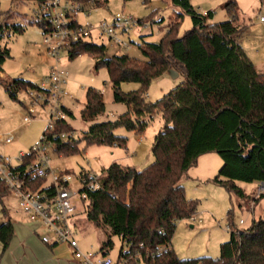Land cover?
<instances>
[{
    "label": "trees",
    "instance_id": "obj_1",
    "mask_svg": "<svg viewBox=\"0 0 264 264\" xmlns=\"http://www.w3.org/2000/svg\"><path fill=\"white\" fill-rule=\"evenodd\" d=\"M141 2L148 6L150 0ZM170 3L175 19L158 42L138 44L144 60L127 54L106 56L103 44L84 39L70 43L69 58L87 53L95 68L105 67L112 83L136 82L139 86L129 91L115 87L114 100L124 103L127 110L114 119L98 120L105 104L101 92H92L80 115L88 123L81 139L72 137L73 129L65 119L55 122L49 139L53 150L64 155L79 152V141L85 146L126 147L127 136L117 134L116 129L141 134L159 113L163 124L151 148L153 161L142 169L112 162L102 170L101 187L86 193V218L104 235L101 254H107L113 246L112 236H118L122 243L118 264H264V211L250 226L239 228L229 209V236L220 243L217 257L180 258L171 246L177 221L191 218L197 211L198 202L186 197L182 179L200 155H220L222 165L210 181L224 186L230 197L232 193L240 200L248 196L237 181L264 184V73L238 41L242 27L235 0L224 3L229 18L221 22H208L212 12L199 11L191 0ZM96 4L102 2L96 0ZM185 15L192 26L179 35ZM37 22L44 32L46 21ZM23 28L20 23L0 22V37L6 30L20 32ZM9 56L6 47L0 48V71ZM170 69L181 74L183 81L159 99L147 101L144 94L151 81ZM0 84L12 99L20 91H44L39 84L19 77L0 76ZM60 133L67 137L60 138ZM26 161L27 157L19 168ZM40 184L41 180L29 183L32 189ZM8 193L0 178V200ZM2 210L0 243L4 251L13 226Z\"/></svg>",
    "mask_w": 264,
    "mask_h": 264
},
{
    "label": "rangeland",
    "instance_id": "obj_2",
    "mask_svg": "<svg viewBox=\"0 0 264 264\" xmlns=\"http://www.w3.org/2000/svg\"><path fill=\"white\" fill-rule=\"evenodd\" d=\"M100 1L102 4L91 7L90 15L87 17L80 15L79 20L81 22L87 20L94 27L103 20L112 23L117 13L131 15L136 20L134 25L122 33L117 30L125 43L124 46L115 44L106 36H99L94 28L87 40L103 44L106 48V56L127 54L144 60L145 57L138 44H142L143 40L158 42L168 24L175 19L170 0H150L148 6H145L141 0ZM226 1L228 0H191L193 6L199 11L212 12L207 18L208 22H221L229 18L228 12L223 7ZM235 1L239 15L238 23L242 27L238 41L258 70L264 73V23L259 20V17L264 15V0ZM38 3L39 0L17 2L0 0V22L20 23L24 27L20 32L6 30L0 37V48L6 47L10 53L2 64L0 76L19 77L40 84L54 64V60L46 52L43 28L37 22ZM137 20L142 22L139 23ZM191 26V18L187 15L183 16L178 27V34L182 35ZM57 65L67 72L66 83L63 85L67 94L61 98L60 106L65 109V120L73 129L70 133L76 140H80L82 132L87 129L88 123L84 122L80 115L92 92H101L105 104V111L98 120L114 119L127 110L124 103L114 100L115 87L117 86V89L121 91H129L139 86L136 82L112 83L105 67L95 68L93 59L87 53L69 58L67 53L62 51ZM183 79L181 74L175 78L168 72L163 74L151 81L144 94L145 99L147 101L159 99L180 84ZM30 93V91H20L17 98L12 99L0 84V136L13 137L9 143L0 139V155L2 156L14 158L19 152H28L40 140L42 132L47 128L49 105L33 104L34 95ZM31 106L34 107L35 113L31 120L26 122L23 117ZM162 124L161 115L156 113L141 134L127 131L123 127L117 128V134L127 136L126 147L97 144L85 146L84 142L79 141L80 151L68 155L57 153L52 148L49 151L51 165L57 169L68 170L72 175H78L84 170L102 175V168H106L112 162L142 169L154 159L151 148ZM70 133L67 132L71 135ZM205 155L201 162H196L187 170V175L197 172L199 178L184 181L186 197L197 200L198 207L191 218L177 221L171 244L180 258L204 255L217 257L220 243L227 240L229 236L227 228L229 209L233 210V221L239 228L250 226L252 220L259 218L264 211V196L256 201L252 199L257 193L260 182L237 181V185L248 196L240 200L232 193L230 197L224 186L212 183L203 174H207L213 160H216L217 165L215 173L218 172L222 165L220 155L215 152ZM85 204L82 202L77 204L79 210L75 223L77 239L81 250L96 252L94 259H97L103 256L99 249L104 235L87 220L84 213ZM3 208L9 213L24 216L18 204V198L12 193L6 194L0 200V219ZM240 219L244 221L242 224L238 223ZM112 241L113 246L106 255L116 261L122 243L118 236H112ZM58 253L62 261L68 259L66 249L59 250Z\"/></svg>",
    "mask_w": 264,
    "mask_h": 264
},
{
    "label": "built area",
    "instance_id": "obj_3",
    "mask_svg": "<svg viewBox=\"0 0 264 264\" xmlns=\"http://www.w3.org/2000/svg\"><path fill=\"white\" fill-rule=\"evenodd\" d=\"M95 4L96 0H39L36 18L38 21H46L44 42L47 55L54 60V64L39 84L44 91L39 94L30 91V94L34 95L33 104L49 105V119L40 140L28 152H19L14 158L0 155V178L8 191L18 198V204L27 215L31 229L43 230L39 234L41 242L66 245L80 264H118L107 255L94 259L96 252L82 251L77 239V204L84 203L88 191L101 187L102 175H96L89 170L72 175L68 170L54 168L49 156V151L53 148L49 133L53 131L55 122L65 119L66 116L60 101L67 94L63 89L67 72L57 65L60 53L66 52L73 41L87 40L94 28L99 36H106L115 44L124 46L120 33L136 23L131 15L119 13L114 15L112 23L103 20L96 27L87 20L81 22L78 17L90 15L91 7ZM259 20L264 22V15ZM34 113V107H29L23 120L30 121ZM59 136L65 139L67 134L60 133ZM0 139L9 143L13 137L0 136ZM26 157L28 161L23 168H19ZM37 180H41L40 186L32 189L29 183ZM263 192L264 184L260 183L257 194ZM243 222L240 219L238 223Z\"/></svg>",
    "mask_w": 264,
    "mask_h": 264
},
{
    "label": "crops",
    "instance_id": "obj_4",
    "mask_svg": "<svg viewBox=\"0 0 264 264\" xmlns=\"http://www.w3.org/2000/svg\"><path fill=\"white\" fill-rule=\"evenodd\" d=\"M1 77L4 76L1 75ZM210 153H205V154H210ZM205 154H202L197 158V163L203 160L204 158L203 156ZM215 165H216V160H213V164L211 165V168L207 170V174L203 173L205 175L204 177L210 179L211 177L217 174V172L215 173L217 165L216 166ZM103 169L104 168H102V170ZM198 178L199 176L197 172H194L192 174L190 173V175H187L186 173L185 177L182 179V184L184 186V181H186V179L193 180ZM255 194L253 195V198L258 196L257 193ZM6 215L12 223L13 235L11 237L9 245L4 251L2 250V245L0 243V264H80L77 259L73 258L66 245L63 244L52 245L41 242L39 234L43 232V230L33 231L31 229L30 224L28 223V218L25 213L24 216H21L6 211ZM4 219L5 216L3 214L0 219V223ZM62 249H66V251L68 252V259L65 261H62L59 258L58 252L59 250Z\"/></svg>",
    "mask_w": 264,
    "mask_h": 264
},
{
    "label": "water",
    "instance_id": "obj_5",
    "mask_svg": "<svg viewBox=\"0 0 264 264\" xmlns=\"http://www.w3.org/2000/svg\"><path fill=\"white\" fill-rule=\"evenodd\" d=\"M169 75H171L173 78L177 77L179 73L173 69L168 70Z\"/></svg>",
    "mask_w": 264,
    "mask_h": 264
}]
</instances>
